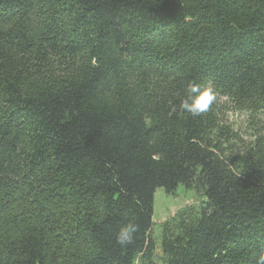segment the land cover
I'll use <instances>...</instances> for the list:
<instances>
[{"label":"trees","instance_id":"trees-1","mask_svg":"<svg viewBox=\"0 0 264 264\" xmlns=\"http://www.w3.org/2000/svg\"><path fill=\"white\" fill-rule=\"evenodd\" d=\"M149 72L166 88L135 85ZM206 81L264 103V0H0V210L23 207L0 264H152L155 193L196 180L206 207L167 264H260L264 146L180 108Z\"/></svg>","mask_w":264,"mask_h":264},{"label":"rangeland","instance_id":"rangeland-1","mask_svg":"<svg viewBox=\"0 0 264 264\" xmlns=\"http://www.w3.org/2000/svg\"><path fill=\"white\" fill-rule=\"evenodd\" d=\"M88 60L86 52L82 51L71 58L62 53L54 55L51 62L56 67L62 68V71L71 72L70 68ZM163 80L159 79L156 73L149 72L139 75L135 85L147 84L153 87L154 84H158L160 87H165L167 82H162ZM212 83L215 85L217 99L211 109L215 110L218 126L224 132H228L227 136L232 139V149L246 151L259 142L264 146V103L237 96L229 89ZM205 207V185L198 180L191 185L180 184L173 193L163 188L157 190L151 229L157 252L152 264H167V259L162 254V244L168 240H184L188 230L198 222ZM5 212L0 210V229L3 227L2 222L8 221L14 224L9 226L16 225L17 215L23 212L19 199ZM136 264L147 263L138 260Z\"/></svg>","mask_w":264,"mask_h":264},{"label":"clouds","instance_id":"clouds-1","mask_svg":"<svg viewBox=\"0 0 264 264\" xmlns=\"http://www.w3.org/2000/svg\"><path fill=\"white\" fill-rule=\"evenodd\" d=\"M217 99L215 85L209 82H189L184 89V96L180 101V108L195 118L207 113ZM138 225L132 220L121 224L116 233V244L125 247L134 241ZM264 264V256L260 258Z\"/></svg>","mask_w":264,"mask_h":264}]
</instances>
